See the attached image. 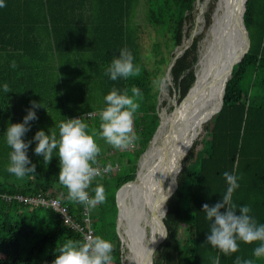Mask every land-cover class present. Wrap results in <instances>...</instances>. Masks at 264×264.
<instances>
[{
  "label": "trees",
  "instance_id": "obj_1",
  "mask_svg": "<svg viewBox=\"0 0 264 264\" xmlns=\"http://www.w3.org/2000/svg\"><path fill=\"white\" fill-rule=\"evenodd\" d=\"M196 1L4 0L6 7L0 8V194L49 196L68 206L71 216L79 219L83 205L66 199L67 190L58 180L59 159L55 152L50 163L44 164L43 157L34 152L37 142L33 141L27 156L36 165L35 176L18 179L7 172L11 151L4 136L7 127L23 123L27 110L32 108L31 102L35 101L41 107L33 109L38 119L29 122L30 130L22 137L25 143L33 140L38 130L46 134L58 132L56 126L60 121L75 117L83 118L89 131L93 128L99 131L98 115L93 118L85 115L103 108L104 97L113 87L136 86L143 92L133 125L140 139L131 148L114 149L97 137L101 148L97 166L111 162L113 170L95 177L88 189L94 196L93 189L102 184L107 197L105 203L91 210V219L95 235L113 245L112 264H124L116 232V192L135 179L138 160L159 126L157 73L162 71L164 77L175 50L190 38L198 14ZM211 1L204 14L207 29L212 24L217 0ZM140 19L161 38V42L153 45L152 69L142 55ZM243 19L249 33V51L234 66L222 109L205 127L207 136L202 140V148L189 155L191 163L182 168L177 189L167 202L164 223L168 234L159 251L161 261L166 264H211L213 255L220 256V264H235L237 256L264 264V258L252 257L257 244L240 242L239 252L228 256L205 245L210 222L202 206L205 203L212 206L221 200L227 188L224 171L241 177L233 203L251 205L257 221L264 223V102L253 103L242 83L252 72L255 80L259 77L260 92L264 91V0H248ZM200 40L199 36L192 39L171 70L181 99L195 80ZM124 47L132 51L141 74L112 81L104 74L105 69ZM13 60L16 69L10 67ZM5 83L10 93L3 91ZM180 227L192 231V237L183 244L178 240ZM30 239L33 244L23 256L21 244ZM68 239L83 240L79 233L63 225L53 210L0 199V264H52L58 249Z\"/></svg>",
  "mask_w": 264,
  "mask_h": 264
},
{
  "label": "clouds",
  "instance_id": "obj_2",
  "mask_svg": "<svg viewBox=\"0 0 264 264\" xmlns=\"http://www.w3.org/2000/svg\"><path fill=\"white\" fill-rule=\"evenodd\" d=\"M4 7V0H0V8ZM10 67L17 68L15 60L11 61ZM104 74L112 81L118 78L127 80L140 76L141 67L134 63L132 51L124 47L119 50L118 56L113 57ZM3 91L10 93L7 83L3 85ZM142 100L143 92L136 86L130 89L113 87L104 97L105 106L98 113H87L89 116L98 115L99 131L95 128L89 131V125L83 118L64 119L56 126L58 132L51 131L46 134L44 130H38L33 140L25 143L22 137L30 130L29 122L38 119L33 109L41 107L40 103L32 101V108L27 110L23 123L9 124L4 134L6 144L11 149L8 153L7 172L18 179L35 176L36 165L27 156L29 146L35 141L37 143L34 152L43 157L44 164L50 163L54 152L56 153L60 169L58 180L67 190L66 199L91 211L98 204L105 203L107 197L102 184H97L93 189L94 196L90 195L88 189L95 177L113 170L111 162L105 164L102 170L97 166V157L101 153L97 137L114 149L125 150L132 146L140 139L133 125ZM222 175L227 188L221 200L212 206L208 203L202 206L203 213L210 222L205 245H211L212 249L228 256L239 252L240 242L257 244L252 257L264 258V223L257 221L252 214L251 205L237 206L232 200L233 193L240 187L238 180L241 177L229 171H224ZM61 196H64V193H61ZM159 237L167 238V230H160ZM112 251L113 245L110 241L99 235H86L83 240L68 239L58 249V255L52 264H112ZM210 259L211 264H220L219 255L210 256ZM235 264H255V261L252 258L237 256Z\"/></svg>",
  "mask_w": 264,
  "mask_h": 264
},
{
  "label": "bare ground",
  "instance_id": "obj_3",
  "mask_svg": "<svg viewBox=\"0 0 264 264\" xmlns=\"http://www.w3.org/2000/svg\"><path fill=\"white\" fill-rule=\"evenodd\" d=\"M209 1L199 0L197 6V16H199L197 29L201 32L204 29L203 17ZM238 1L217 0L216 20L220 19L221 15L229 14ZM216 27L208 28L204 38V48L199 49V57L195 65L194 89L191 95L181 107L179 103H176L170 114L163 110L160 112L161 126L148 151L140 160L135 180L119 194L120 233L127 249L125 259L129 264H141L146 250L156 239V231L151 228L148 216L152 200L161 188L162 193H165L169 176L172 174L170 171L178 167L182 162V153L186 151L188 153L196 142L203 123L208 122V115L217 103L225 80L228 57L223 50ZM169 80L172 81V79L164 80L162 94L166 93L165 88ZM132 199L137 201V207H145L141 220L136 222L133 232L125 223L126 211L134 205ZM160 216H165L164 209L161 210Z\"/></svg>",
  "mask_w": 264,
  "mask_h": 264
},
{
  "label": "water",
  "instance_id": "obj_4",
  "mask_svg": "<svg viewBox=\"0 0 264 264\" xmlns=\"http://www.w3.org/2000/svg\"><path fill=\"white\" fill-rule=\"evenodd\" d=\"M247 1L248 0H239L233 6V8L229 12V14L221 15L220 19L218 18L217 20H216L217 5L215 7V10H214V13L212 16V24L210 25V27H213V26L216 27L217 26L216 29H217V32H218L220 39H221L220 40L221 45L223 47V50H224L226 56L228 57V66H227V69L225 72V78H224L225 80L223 81V85H222L220 92H219V95H218L217 103L214 106V108L211 110V112L209 113L207 121L211 120L212 117L222 109L227 82L232 77L233 68H234V66L238 65L244 59L245 55L248 53L249 48H250L249 33L245 27L244 19H243ZM198 4H199V0L196 1V6H198ZM200 14L202 16L201 12H200ZM198 19H199V16L196 17L194 30L192 31L190 38L186 41V44H184V46L180 50L178 48L175 50L174 57L172 58L171 63L167 67L166 73L163 77V81L165 79H172V77H171L172 67L174 66L176 60L181 55H183V53L186 51V49L190 46L192 39L197 34ZM203 19L205 21L204 17H203ZM169 84H171V81H169ZM161 91H162V86L160 88V93H161ZM160 102H161V100H160ZM160 102H159V104H160ZM159 118H160V113H159ZM160 126H161V118H160L159 126L157 127L155 133L153 134L152 139L149 142L147 149L140 156V158L138 160L137 169H138L141 158L148 151L149 146H150L151 142L154 140V138L156 137ZM186 155H187V151L182 153V155H181L182 160L184 159V157ZM181 169H182V165H180L179 167L170 171V172H172V174H170V176H169L170 179H169V183L167 184L168 186H167L165 193L164 194L162 193L163 189L161 188L158 191L156 197L152 200L151 207L148 209L150 226L152 229H154L156 231L157 236H156L155 242L152 241L151 245L146 250L145 256H144L141 264H154L155 252L166 240V238H160L159 237L160 230H162V229L167 230L166 225L164 223L165 216L161 217L160 214H161L162 209H164V215H166V213L168 211L167 202L173 196V194L175 193V191L177 189V178H178L179 173L181 172ZM133 181L124 184L116 192V205L118 208V213H117V218H116V232H117L118 237L121 241V246L123 248V250H122L123 252H124V239H123L122 234L120 233V225H119V219H120V213H121L120 207H119V194L126 187V185H128L129 183H132ZM137 198H139V197H137ZM132 201H133L134 205L132 208H130L128 211H126V222L125 223H126L128 229L133 232L136 222L141 220L142 211L145 207H142V206L137 207V201L134 199H132ZM167 234H168V231H167Z\"/></svg>",
  "mask_w": 264,
  "mask_h": 264
},
{
  "label": "rangeland",
  "instance_id": "obj_5",
  "mask_svg": "<svg viewBox=\"0 0 264 264\" xmlns=\"http://www.w3.org/2000/svg\"><path fill=\"white\" fill-rule=\"evenodd\" d=\"M212 1L210 0L208 2V5L211 3ZM208 5L206 7L205 12L208 10ZM204 12V14H205ZM205 18V15H204ZM140 26H141V33H140V43L142 46V55H143V59L146 62L148 68L152 69L153 68V62H154V58L152 55V49H153V45L157 42H161V38L156 35L155 31L147 26L144 21L142 19H140ZM204 29L203 32L198 31L199 29H197L198 34L195 36H199L200 38H202V40H200L199 43V49L200 47L203 49V45H204V38L206 36V33L208 32V29L205 28V21H204V25H203ZM163 51L165 53V55H168V52L166 51V49L163 47ZM198 57H199V50H198ZM196 65V64H195ZM194 70H195V66H194ZM166 71V69H165ZM164 71V72H165ZM162 72V71H161ZM160 71L157 73L158 79H160L159 82H157L158 79L155 80V85L157 87V89L160 92V88L163 84V75L161 76ZM259 79V77L257 78ZM255 80V76L252 72H250L249 74H247V76L244 77L242 83L245 86L244 90L245 92L249 95V99L252 100L253 103H260V102H264V91L260 92V89L258 87V80ZM170 81V80H169ZM166 93L162 94L160 93V100H161V109L160 112L163 110V112L165 111L166 113H171L174 108H175V104L179 103V106L181 107V105L187 100V98L191 95L192 90L194 89V82L192 84V86L190 87V92L181 99V93L178 87H176V85L174 84V81L172 79L171 84H169V82L166 85ZM248 89V91H247ZM259 95H261L262 97H260ZM259 98V99H257ZM210 124V120L206 123H203V126L199 132V136L196 140V142L193 144V146L191 147V149L189 150V152L187 153V155L184 157V159L182 160V164L180 163L178 165V167L180 165H182V168L184 167L185 164L191 163V160L188 159L189 155L191 154V152H196L199 151L202 148V140L206 138V134H207V130L205 129L206 126H208ZM131 148V146L129 147ZM182 170V169H181ZM166 216V215H165ZM179 235H178V240L181 242V244H183L185 241H187V239H190L192 237V231H189L188 229H186V227H180L178 229ZM33 244L32 239L30 240H23L22 244H21V252L22 255L25 256L28 249L31 247V245ZM160 251V247L157 249V251L155 252L154 255V264H157L156 262L158 261L161 264H166L165 261H161V256L159 254ZM125 255H127V249L125 248L124 245V258H123V262L124 264H129V262L125 259ZM160 256V258H159Z\"/></svg>",
  "mask_w": 264,
  "mask_h": 264
},
{
  "label": "built area",
  "instance_id": "obj_6",
  "mask_svg": "<svg viewBox=\"0 0 264 264\" xmlns=\"http://www.w3.org/2000/svg\"><path fill=\"white\" fill-rule=\"evenodd\" d=\"M98 113V112H93ZM87 118H93L94 116L85 115ZM79 118V117H75ZM102 170L103 167H100ZM108 174V173H106ZM104 175V174H102ZM0 199L5 203H20L30 207H41L53 210L55 213L59 215V218L63 225L70 228L71 230L79 233L82 239L86 235H93L95 236V230L92 226V219H91V211L86 210L85 206H83L82 211L80 213V218L75 219L69 213L68 206L62 205L59 203H54L58 201L55 198L45 196V195H33V196H23L20 194H0Z\"/></svg>",
  "mask_w": 264,
  "mask_h": 264
}]
</instances>
